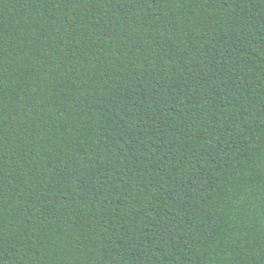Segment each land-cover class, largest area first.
Segmentation results:
<instances>
[{
    "label": "trees",
    "instance_id": "16d2710c",
    "mask_svg": "<svg viewBox=\"0 0 264 264\" xmlns=\"http://www.w3.org/2000/svg\"><path fill=\"white\" fill-rule=\"evenodd\" d=\"M0 264H264V0H0Z\"/></svg>",
    "mask_w": 264,
    "mask_h": 264
}]
</instances>
